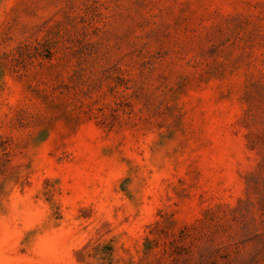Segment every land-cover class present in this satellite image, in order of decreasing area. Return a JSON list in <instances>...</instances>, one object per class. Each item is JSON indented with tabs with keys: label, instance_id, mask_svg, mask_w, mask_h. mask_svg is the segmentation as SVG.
<instances>
[{
	"label": "rangeland",
	"instance_id": "obj_1",
	"mask_svg": "<svg viewBox=\"0 0 264 264\" xmlns=\"http://www.w3.org/2000/svg\"><path fill=\"white\" fill-rule=\"evenodd\" d=\"M0 264H264V0H0Z\"/></svg>",
	"mask_w": 264,
	"mask_h": 264
}]
</instances>
